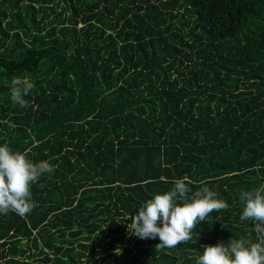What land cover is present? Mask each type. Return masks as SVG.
Here are the masks:
<instances>
[{
  "label": "trees",
  "instance_id": "1",
  "mask_svg": "<svg viewBox=\"0 0 264 264\" xmlns=\"http://www.w3.org/2000/svg\"><path fill=\"white\" fill-rule=\"evenodd\" d=\"M13 77L35 83L27 108ZM5 143L56 167L29 214H0V264H195L255 242L239 194L264 184V0H0ZM177 179L229 207L157 250L126 225Z\"/></svg>",
  "mask_w": 264,
  "mask_h": 264
},
{
  "label": "clouds",
  "instance_id": "2",
  "mask_svg": "<svg viewBox=\"0 0 264 264\" xmlns=\"http://www.w3.org/2000/svg\"><path fill=\"white\" fill-rule=\"evenodd\" d=\"M35 83L27 77H13L10 83V98L21 108L29 106L27 97ZM10 127H14L8 121ZM35 146V145H34ZM31 149L23 152L13 150L7 143L0 144V214L10 212L26 216L36 206L32 198V185L45 173H53L55 165L49 160L35 162L29 158ZM190 181L177 179L173 187L156 193L129 218L127 232L142 240L157 239V250L171 249L192 239L197 224L208 221L213 211L226 210L229 205L218 193L207 186L194 191ZM243 202L241 221H250L255 233V242L248 238L220 241L204 245L203 253L195 264H264V184L239 194ZM116 254L121 249L115 250Z\"/></svg>",
  "mask_w": 264,
  "mask_h": 264
}]
</instances>
